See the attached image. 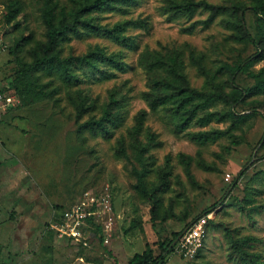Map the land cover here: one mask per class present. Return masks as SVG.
<instances>
[{
  "label": "rangeland",
  "instance_id": "374dc122",
  "mask_svg": "<svg viewBox=\"0 0 264 264\" xmlns=\"http://www.w3.org/2000/svg\"><path fill=\"white\" fill-rule=\"evenodd\" d=\"M56 1L69 10L68 0ZM195 1L226 8L239 5L253 43L232 39L230 15L205 26L208 14L204 11L191 17H171L163 10L164 0H137L125 13L95 15L97 24L109 28L146 19L147 29L130 28L125 33L134 39L132 49L94 34L71 36L62 45V57L92 51L120 55L122 72L100 64L102 72L114 77L85 79L84 71L78 69V77L84 80L70 92L54 77L36 73L34 87L59 91L51 99L29 102L15 78L19 64L31 62L28 51L45 41L43 0H0V27L6 32L7 45L0 54V92L11 99L0 106V264H127L147 250L158 256L160 244L194 218L209 213L212 220L198 258L186 261L171 252L163 264H238L230 256L228 234L255 239L252 250L264 264V90L239 96L257 79H264V58L246 63L256 52L264 57V27L253 13L254 6L264 1ZM11 2L20 13L6 26L3 17ZM28 37L31 42L20 53L9 52L15 40ZM155 53L175 55L191 88L218 90L226 96L227 103L212 102L197 115L215 113L224 119L204 127L192 124L179 133L165 109L151 111L147 96L155 75L148 63ZM238 64L244 68L233 76L224 68ZM202 69L212 78L211 85L206 84ZM78 91L90 107L81 117L72 100ZM235 91L239 101L230 104ZM112 96L121 108V121L112 136L103 139L80 130V124L101 116ZM141 112H146L143 127L133 141L130 132ZM205 131L221 132V136L204 145L187 136ZM149 134L156 136L159 146L149 144ZM121 140L128 161L116 154ZM137 144L147 149L145 181L159 200L156 216L135 190L132 170L138 163L133 146ZM86 192L98 199L108 197L110 222L85 221L79 228V241L59 237L51 225L60 223Z\"/></svg>",
  "mask_w": 264,
  "mask_h": 264
},
{
  "label": "trees",
  "instance_id": "16d2710c",
  "mask_svg": "<svg viewBox=\"0 0 264 264\" xmlns=\"http://www.w3.org/2000/svg\"><path fill=\"white\" fill-rule=\"evenodd\" d=\"M136 1L137 0H68L69 10L66 11L58 6L56 0H43L41 20L45 28V41L36 44L28 51L31 62L29 64L20 63L15 78L16 86L23 87L24 94L22 96L25 101L36 102L46 98L51 99L59 91V88H54L50 92H46L34 87L32 77L36 73H44L47 76L54 77L61 83L67 92H70L71 89L79 87L84 80L78 77V69L84 71L85 79L98 77L107 80L114 77V75L109 72H102L99 69L100 64L111 67L115 71L122 72L124 70V65L120 61V55L112 54L110 56H105L101 51H92L83 56L62 57V45L67 42L71 36L79 38L82 34H94L110 39L121 47L132 49L135 45L134 39L126 36L125 33L130 28L147 29L148 22L146 19L123 21L109 28L97 24L95 15L102 12L125 13L130 7L136 4ZM7 7V14L3 17L6 26L20 13L17 5L12 2L9 3ZM163 10L171 17H191L198 11H204L208 14L207 19L203 23L205 26L213 23L219 17L230 15L233 18V22L231 23L234 31L232 39L240 43H253L250 35L246 31L244 12L239 5L226 8L208 4L205 1L164 0ZM239 11H241L242 14L237 16ZM253 13L257 17L259 26L264 27V2L257 5V7L254 6ZM5 33L6 32H4V34ZM30 42V37L15 40L14 46L9 48V52L11 54L20 53ZM263 58L260 52H256L246 63L252 64V62L260 61ZM15 59L18 60V57L15 56ZM148 64L149 70L155 75L149 84L150 94L147 96L149 108L151 111H156L159 108L165 109L172 119L174 129L177 132L182 133L186 131L192 124L204 127L213 120L221 121L224 119V116H218L215 113H205L203 116L197 117L198 113L204 111L212 102L220 101L227 103L228 100L226 96H223L218 90L211 93L191 88L182 71V63L178 62L175 55L166 57L160 53H155ZM224 66L232 76L236 75V73L242 71L244 68L239 64L233 67H229L228 65ZM201 71L206 76V84L211 85L212 78L205 73V70L202 69ZM263 90L264 79L259 78L252 88L245 90L243 93H239V96L242 97ZM234 93L235 95L230 98V104H236L239 101V99L236 98L237 92L235 91ZM72 100L74 101L78 117H81V115L90 110V107L86 105V97H83L80 91L75 93ZM120 109L119 103L112 96L110 103L102 109L101 116L98 119L90 118L85 123L80 124L79 129L87 131L92 135H100L103 139H109L112 136V130L115 129L121 121ZM145 115L146 112H141L136 119L135 127L130 132L133 141L136 140L137 135L140 134L142 130ZM229 116H231V114H229ZM187 136L195 143L204 145L216 141L221 136V132L205 131L189 133ZM156 139L155 135H148L149 144L153 146L160 145L156 142ZM262 142H264V139ZM133 151L135 152V158L138 163V168L133 167L132 170L136 179L135 190L146 201L151 215L156 216L159 208V200L155 196V190L149 189L145 181L148 173L145 161L147 149L137 144L133 146ZM116 154L125 161L129 159L125 144L122 140L118 141ZM183 162L186 165L188 164V162L184 160ZM243 173L242 171L239 176L241 177ZM233 187H236V183L233 184ZM199 217L201 216L191 220L184 228ZM210 223L211 221H209L207 228ZM183 229L174 234L170 240L160 244V253L158 256L154 257L152 251L147 250L140 255H134L127 264H163L164 259L173 252L172 245ZM96 232L99 236L100 244L103 245V240L100 235L101 231L98 227H96ZM227 237L231 250L230 256L238 264H262L259 254L252 250L255 239L250 237L236 239L231 234H228ZM201 251L202 249L198 252L195 259L198 258Z\"/></svg>",
  "mask_w": 264,
  "mask_h": 264
},
{
  "label": "built area",
  "instance_id": "2783aa9c",
  "mask_svg": "<svg viewBox=\"0 0 264 264\" xmlns=\"http://www.w3.org/2000/svg\"><path fill=\"white\" fill-rule=\"evenodd\" d=\"M7 50L4 32L0 27V54ZM10 98H5L0 94V106L2 103H10ZM82 201L72 206L65 214L60 223L51 225L59 237L73 238L79 241L80 225L85 221L96 219L98 221L110 222L111 206L108 197L98 199L90 193H84ZM212 220V214H206L192 221L173 243V252L186 261H192L196 258L198 252L202 249L209 221Z\"/></svg>",
  "mask_w": 264,
  "mask_h": 264
}]
</instances>
